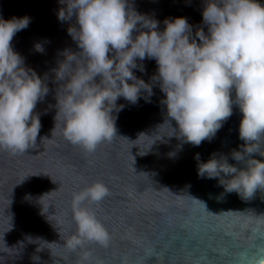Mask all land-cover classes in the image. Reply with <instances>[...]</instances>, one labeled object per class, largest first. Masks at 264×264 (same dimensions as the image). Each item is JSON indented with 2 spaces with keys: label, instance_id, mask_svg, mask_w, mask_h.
<instances>
[{
  "label": "water",
  "instance_id": "obj_1",
  "mask_svg": "<svg viewBox=\"0 0 264 264\" xmlns=\"http://www.w3.org/2000/svg\"><path fill=\"white\" fill-rule=\"evenodd\" d=\"M129 6L158 20L159 31L166 27L165 19L185 17L193 37L199 28L208 32L202 16L205 0H129ZM63 7L60 0H0V19L31 18L14 36L12 47L49 88L34 110L42 125L35 146L17 155L0 151V264H78L81 250L65 246L77 231L73 194L97 181L108 187L109 195L99 204L85 201L81 207L95 214L110 242L107 247L85 246L91 253L89 264H261L264 191L257 190L247 201L228 193L219 178L198 177L195 158L199 154L207 162L214 153L222 154L230 164L244 167L231 156L244 144L238 106L211 142L193 146L178 138V125L169 122L161 102L166 94L157 83L153 95L143 93L136 104L117 100L124 107L113 112L117 135L111 142L89 153L65 139L63 117L56 120L63 82L57 81L55 70L66 50L81 49L68 33L70 26L79 27L76 17L58 19ZM36 44L43 52L36 51ZM137 63L145 71L137 68L134 74L152 83L156 61ZM252 158L264 161L258 154Z\"/></svg>",
  "mask_w": 264,
  "mask_h": 264
},
{
  "label": "clouds",
  "instance_id": "obj_2",
  "mask_svg": "<svg viewBox=\"0 0 264 264\" xmlns=\"http://www.w3.org/2000/svg\"><path fill=\"white\" fill-rule=\"evenodd\" d=\"M60 3L66 5L58 12L61 22L76 17L79 27L70 26L68 33L81 49L79 53L66 50L55 70L57 81L63 82L62 94H57L56 120L63 117L66 140L89 153L111 142L117 135L113 112L124 107L117 100L123 97L136 104L143 93L150 98L158 83L166 94L161 102L167 106L169 122L175 120L178 138L193 146L211 142L233 115V106L239 107L243 114L239 138L244 144L231 156L244 167L230 164L226 155L214 153L202 162L196 154L198 177L219 178L226 192H235L245 201L257 190L264 191V161L252 158L254 154L264 157V4L205 0L202 16L208 32L199 28L193 37L187 18L165 19L166 27L159 31V21L130 8L129 0ZM30 21L28 16L0 19V151L13 155L35 146L42 125L34 110L49 92L44 79L27 68L12 47L16 33ZM35 49L43 52L40 44ZM145 59H154L158 65L152 83L133 71H145L137 63ZM108 195L101 181L73 194L77 231L65 246L73 252L81 250L78 264L90 262L91 253L84 251L87 244L109 245L110 235L103 224L81 207L85 201L99 204Z\"/></svg>",
  "mask_w": 264,
  "mask_h": 264
}]
</instances>
